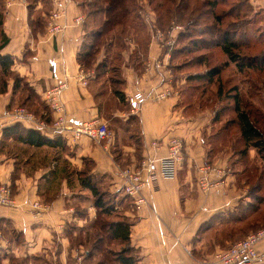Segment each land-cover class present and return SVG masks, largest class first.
<instances>
[{"label": "crops", "instance_id": "crops-1", "mask_svg": "<svg viewBox=\"0 0 264 264\" xmlns=\"http://www.w3.org/2000/svg\"><path fill=\"white\" fill-rule=\"evenodd\" d=\"M249 1L264 12V0ZM168 2L135 0V14L142 20L143 29L126 30L128 49L121 51L119 72L110 79L108 73L99 74L94 67L84 70L76 58L89 23L85 10L88 2L67 1L61 17L67 25L65 30L49 35L45 21L54 7L52 0H0V55L13 60L6 75L0 71V181L11 185L16 202L15 206H0V264H73L77 257L90 264L91 260L83 256L85 245L77 244L75 236L88 230L97 208L91 192L79 184L80 173L91 176L100 191L111 194L113 210L105 216L130 224L129 245L135 249L139 264H208L214 252L203 249L205 238L199 229L217 213L232 211L241 200L247 201L249 185L236 170L240 163L234 149L239 143L237 129L233 137L232 128L228 130L232 124L224 121L222 114L214 120L216 105H201L194 93L190 95L195 79L189 80V76L195 74L192 68L199 63L178 62L204 50L189 42L200 40L206 33L193 36L185 32L184 25L171 17L177 13L178 3ZM229 13L225 17L233 20ZM78 15L83 17L80 24L74 22ZM168 15L169 23L162 24ZM171 25L182 29L175 30L170 52L164 55L167 49L153 38V27L165 30ZM117 31L110 33V40ZM111 45L99 50L94 66L111 60L104 50ZM214 49L208 48L207 55L212 56ZM220 57L227 60L222 53ZM157 58H164L166 64L146 71V63ZM236 76L241 78L240 73ZM169 77L175 91L171 97L146 100L139 111L130 110L133 95L146 94ZM15 78L29 88L32 97L22 95L25 90L15 86ZM62 80L68 84L62 93L67 118L74 124L92 119L105 123L110 131L107 139L95 143L81 137L72 142L68 134L60 146L36 147L2 138L3 129L18 122L5 116V111L31 102L44 103L45 91ZM261 92L264 95V90ZM49 111H44L43 117L32 113L51 121ZM171 136L184 143L176 176L145 186L143 202L136 205L120 189L119 169L139 164L146 157L164 156ZM155 140L156 147L151 146ZM248 155L258 158L253 147L248 148ZM203 178L211 184L207 191L200 188ZM34 201L47 209L36 214L31 206ZM214 247V251L219 249L217 244ZM256 248V264H264V239Z\"/></svg>", "mask_w": 264, "mask_h": 264}, {"label": "trees", "instance_id": "trees-1", "mask_svg": "<svg viewBox=\"0 0 264 264\" xmlns=\"http://www.w3.org/2000/svg\"><path fill=\"white\" fill-rule=\"evenodd\" d=\"M191 1L192 0H170V3L168 2V5H171V3H178L177 5L179 6H177L176 9V11H178L174 15H171V17H174L176 21L182 20L185 23V32H189L193 36H198V34L203 31L206 33L200 40L195 39V41L189 42L190 45L196 46L198 50L204 49L200 52L195 51V53H192V57L187 60L189 64L205 63L203 60L207 59L206 72H195L194 75L189 76V80L195 79L192 83L194 86L189 88V90L192 91L190 95L194 93V98L201 105H211L213 99L210 97L207 98L206 93L200 88L199 81L207 82V93L211 92L208 90L212 89L211 86L213 88L215 86L216 91L213 95L216 97V101L226 102V105L218 107L216 101L214 102L213 105H216L218 109L215 112L214 120L218 121L221 114L223 116L228 115L225 121L232 124L228 130L232 128V130H230L232 133V131L237 129V139L239 143L237 146L234 145L235 152L238 155L236 161L240 162L242 158H245L244 156L248 155V148L253 147L256 150L257 156L264 162V95L261 92L264 90V77L256 75V77L253 78L254 72L264 73V49L256 53L244 51V49L250 50L253 48L252 41L248 40L249 37H246L248 35L245 25V23H247L248 26L251 22L249 17H245L246 12L252 9L253 6L249 0H238L236 4L224 9V11L222 10L223 12L221 14L213 15L215 6L218 5L219 2L221 3L220 5H226V0H203L199 5L204 8L203 11L202 9L200 10L197 5L191 8L193 6V4L190 3ZM243 6L246 9L245 12L242 11ZM87 8L89 23L85 32V38L77 52L76 58L84 70L89 69V67H94V70H97L100 74L104 72H101V69H105L107 64L103 61L94 66L97 54L103 46L112 44L110 40L107 44L104 43V40L109 36L111 37L110 33L116 29L118 32L121 31V34H124L129 27L136 30L143 29V22L139 18V15H137V13L135 14V0H91L87 3ZM187 10H189V12H187ZM194 11L199 12L198 15H195L196 12ZM228 11H230L229 14L233 16V20L230 19L229 26L220 31L217 30V27L214 25L207 26V30L196 29L194 27L196 21H198L204 13H207L213 20L218 22L222 20V18L227 19L225 16L228 14ZM171 17L170 15L165 16L161 21L162 24H168ZM252 31L254 32V30ZM207 33H210V35H207ZM205 36H208L207 39ZM115 37L116 35L114 38ZM259 37L260 35H257L256 39L259 40ZM206 41L207 43H205ZM138 42L142 44L141 41ZM5 43L6 39L1 42V46ZM211 46L215 47V49L212 50V54L214 52H219L220 57L222 53L227 60L224 61L220 57L221 63H215V58L217 57L214 56V54L212 56H210V54L207 55V49ZM198 53L201 54L197 61L195 58L196 55L199 56ZM206 55L207 58L205 57ZM12 63L13 60L9 55H0L1 74L6 75ZM229 63H232L234 66H230ZM229 67L234 68V72L233 76L225 81V84L232 85L225 91L222 73ZM236 72L240 73L241 78H237ZM3 83L5 82L2 81V84ZM15 86L25 90L22 95L27 94L29 97L33 96L25 84L20 85L18 78H15ZM191 88H193V90ZM26 90H29V92ZM115 94H118V92H115ZM119 98L121 97L119 96ZM227 101L229 103H227ZM27 105L28 106H22L40 117H43L42 113L44 111L48 112L50 110L46 101L44 103L40 101L31 102L30 104L27 103ZM10 107H12V105ZM48 114H50V111ZM2 138H12L36 147H56L60 146L64 139L68 140L67 136L42 133L38 129L29 126L25 127L19 122L5 127L2 131ZM240 172L242 173L243 171ZM240 172L237 171L239 175H242ZM80 174V176L78 174L79 184L81 187L87 188L91 192L94 206L97 208L96 219L90 224L88 230L86 229L84 233L77 232L75 236V242L77 244L82 242L85 245L83 256L91 260V262H89L90 264H139L135 249L129 245L130 224L127 221H111L105 216L109 215L113 210L114 205L110 196L111 194L100 191L91 176H83L82 173ZM239 178L241 179V177ZM249 182L250 180L246 178L244 183L249 185L247 201L241 200L232 211L217 213L209 220L210 222H206L199 229V234H202L218 226L216 227L218 230L215 228V231L217 230L219 234L214 235L216 242H212V245L221 244L219 240L224 243L232 244L244 238L249 232L257 230L255 227H259V206L255 204L253 200L258 198V195L255 194L261 189L260 179H256L254 183ZM247 221H249L248 225H245ZM228 230H234L235 232L227 233ZM224 232L227 234L224 235ZM217 237H220V239H217ZM118 243L123 244L120 249L114 250L111 248L110 245ZM99 256H101L103 260L97 259Z\"/></svg>", "mask_w": 264, "mask_h": 264}, {"label": "built area", "instance_id": "built-area-1", "mask_svg": "<svg viewBox=\"0 0 264 264\" xmlns=\"http://www.w3.org/2000/svg\"><path fill=\"white\" fill-rule=\"evenodd\" d=\"M52 1L54 7L46 20V33L49 35H55L65 30L67 25L61 22V17L65 14L67 1L71 0ZM82 21L83 17L81 15L76 16L74 19L76 24H80ZM147 22H150L149 18H147ZM180 29H182L180 25H171L169 29L165 30L153 27V38L162 49H167L164 55L170 52L174 42L175 30ZM165 64L164 58H157L148 61L145 70L160 69ZM169 79L170 77L160 86L151 88L146 94L136 93L133 95L129 100L130 110L133 113L139 111L142 103L146 100L159 101L171 97L175 91ZM67 86V81L62 80L51 85L45 91L44 99L53 114L51 121L37 118L31 111L21 106L12 107L5 111L4 115L13 121L22 122L29 127L38 129L42 133L62 136L69 134L72 142L78 141L81 137H87L95 143L107 139L110 136V131L105 123L92 119L74 124L67 118L62 101V93ZM156 142V140L152 141L151 146L156 147ZM183 152V140L177 136H171L167 139V152L164 156L146 157L139 164H129L121 167L118 174L122 180L120 187L122 193L131 197L136 205L143 202L141 192L145 186L153 184L159 178L172 179L176 176L183 161ZM211 170V168H208V171ZM210 187L211 184L207 178L201 179L200 188L203 191H207ZM15 205L16 202L10 185L0 181V206ZM31 206L36 214H40L47 209V206L39 201H34ZM262 239H264V228L252 231L229 246L216 250L209 259L208 264H256L258 260L256 247ZM73 264H82V258L77 257Z\"/></svg>", "mask_w": 264, "mask_h": 264}, {"label": "rangeland", "instance_id": "rangeland-1", "mask_svg": "<svg viewBox=\"0 0 264 264\" xmlns=\"http://www.w3.org/2000/svg\"><path fill=\"white\" fill-rule=\"evenodd\" d=\"M84 1L89 2L91 0H84ZM202 2H203V0H192L190 2L191 4H193V6L191 8H194L196 5L199 6ZM237 2H238V0H226V3H225L226 5H220L221 3L219 2L218 5L215 6L213 15L221 14L224 11V9L229 8L231 5L236 4ZM199 8H200V10L202 9V11L204 9L200 6H199ZM87 9L88 8H86L85 10L87 11ZM245 10L246 9L243 6L242 11L245 12ZM194 12H196L195 15H198V13H199L197 11H194ZM248 17L251 19V22L248 24V26H247V23H245L246 29H247V35H248L246 37H249L248 40L252 41L253 48L250 50L244 49V51L248 52V53L260 52L262 49H264V12H262L258 8L252 7V9H250L249 11L246 12L245 18H248ZM229 21H230V19H228V18L227 19L222 18V20L217 22V21L213 20V18L210 15H208L207 13H204V15L198 21H196L194 27L196 29L207 30V26L214 25L215 27H217V30L220 31V30L229 26ZM176 22L179 24L181 23L182 25L185 26V23L182 20H180V21L178 20ZM251 29L254 30V32ZM116 33H118V34H116V37L114 38V40H110L111 39L110 36L104 40V43H108L109 40L112 42V45L110 48L104 49L109 53L111 60L106 63L107 64L106 68L101 69V72L104 71V72H102V74L108 73L107 77L110 79H114L115 77H117V74L119 72V65L122 61L121 51L123 49H128V46H126L125 42H124L125 33L121 34V31H119V32L117 31ZM257 35H260L259 40L256 39ZM205 37L207 39L208 36H205ZM205 43H207V41ZM216 51H217V48H216ZM213 54H214V56L217 57V58H215V63H221V58L219 57V52H214ZM191 57H192V54H190L187 57H182L181 59L178 60V62L180 63L182 61H187ZM205 57L207 58V55ZM203 61L205 62L204 64L203 63H201L200 65L196 64L192 68L194 70V72L201 73V72L207 71V59H204ZM91 69H93V68L89 67L88 71H91ZM96 72H98V71L96 70ZM233 72H234V68L229 67V68H226L222 73V81H224L223 87H224L225 91L230 87V85H232V84H227V83L225 84V81L227 79H230L233 76ZM253 75H255V76L260 75L261 77L262 76L264 77V73L254 72ZM196 83H197V81H196ZM199 83H200L201 90H203L206 93L207 98L210 97L211 99H213V102L211 103V105H213L214 102L216 101V97L213 95V94H215V91H216L215 86H214V88L211 86V88L213 90L208 89L211 92L207 93V82L199 81ZM227 103H229V102L227 101ZM216 104L218 105V107H220L222 105L223 106L226 105V102L216 101ZM226 118H228V115H224L223 120L225 121ZM232 136L236 137L235 130L232 131ZM244 157L245 158H242L240 160V163L237 165V168L236 167L235 168L237 171H243L242 173L240 172L242 174V175H240V177H241V180L244 182L246 181V178L250 180L249 183H254L256 181V179H260L261 189L255 194V195H258V198L253 200L255 202V204H257L259 206V212H260L259 227H255V229L260 230V229L264 228V162L260 159V157L254 158V159H252L249 155H245ZM259 177H261V178H259ZM248 222L249 221H247V223H245V225H248ZM216 227H218V226H216ZM216 227L209 230L205 234H201L205 238V245H204L203 249L207 250V253L212 251V250H213L212 253L214 252V248H215L214 245L215 244L212 245V242L215 241L214 235L219 234V232L217 233L218 228H216ZM215 228L217 229L216 231H215ZM228 232L234 233L235 231L234 230H228L227 233ZM227 233L224 232L223 234L225 235ZM217 239H220V237L219 238L217 237ZM219 243H221V244H219ZM219 243H218L219 248H225L226 246H228L230 244V243L229 244L224 243L223 241H220V240H219ZM222 243H224V244H222ZM122 245L123 244L118 243V244H112L110 246L112 249L115 250V249H120L122 247ZM97 259H102V258H101V256H99V258H97ZM111 264H113V263H111Z\"/></svg>", "mask_w": 264, "mask_h": 264}]
</instances>
